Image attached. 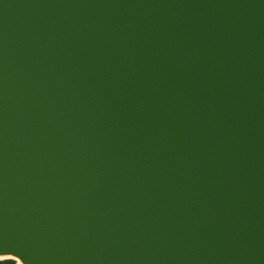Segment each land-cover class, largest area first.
<instances>
[{
  "label": "water",
  "instance_id": "obj_1",
  "mask_svg": "<svg viewBox=\"0 0 264 264\" xmlns=\"http://www.w3.org/2000/svg\"><path fill=\"white\" fill-rule=\"evenodd\" d=\"M0 251L264 264V0H0Z\"/></svg>",
  "mask_w": 264,
  "mask_h": 264
},
{
  "label": "snow or ice",
  "instance_id": "obj_2",
  "mask_svg": "<svg viewBox=\"0 0 264 264\" xmlns=\"http://www.w3.org/2000/svg\"><path fill=\"white\" fill-rule=\"evenodd\" d=\"M8 254H6L3 251H0V257H5ZM17 257V256H16ZM18 258V257H17ZM22 262H24L22 259L18 258L16 261L12 262V261H8V262H3V264H22Z\"/></svg>",
  "mask_w": 264,
  "mask_h": 264
},
{
  "label": "trees",
  "instance_id": "obj_3",
  "mask_svg": "<svg viewBox=\"0 0 264 264\" xmlns=\"http://www.w3.org/2000/svg\"><path fill=\"white\" fill-rule=\"evenodd\" d=\"M8 261L14 262L16 260H14V259H0V264H3V262H8Z\"/></svg>",
  "mask_w": 264,
  "mask_h": 264
}]
</instances>
